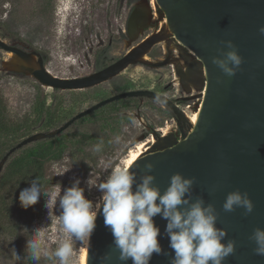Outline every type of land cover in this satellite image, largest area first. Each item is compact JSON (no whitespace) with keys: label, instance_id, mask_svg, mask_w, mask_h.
Here are the masks:
<instances>
[{"label":"water","instance_id":"95a60500","mask_svg":"<svg viewBox=\"0 0 264 264\" xmlns=\"http://www.w3.org/2000/svg\"><path fill=\"white\" fill-rule=\"evenodd\" d=\"M154 1L173 38L194 53L195 59L186 62L185 68L177 67L176 74L187 92L192 88L204 89L196 125L192 128L185 113L165 95L151 90L127 91L79 112L54 131L24 138L2 156L0 173L18 150L37 141L57 137L75 122L109 104L130 98L159 99L174 114L180 137H162L153 131L151 137L155 142L148 145L150 151L130 166L138 173L137 180L147 171L144 166L149 162L154 165L149 174L155 176L153 183L161 192L175 173L186 178L194 177L193 200L203 197L206 204H214L219 213L217 227L227 230V237L222 242L228 239L236 242L234 254L227 257L224 264H264V256L254 252L256 244L249 239L254 229H264V34L259 31L264 27V0ZM152 19L148 6L135 5L127 24L129 36H136ZM166 39L167 35L160 29L110 65L72 79L50 74L44 67L42 55L36 51H25L1 39L0 50L22 60L25 65L19 67V73L30 75L42 87L75 91L107 82L132 65L162 68L171 64L174 61L171 55L154 62L142 60L155 45ZM228 40L243 58L233 76L224 74L212 62L213 57L222 58V52L230 50L222 43ZM189 99L191 97L183 101ZM236 190L246 192L252 200L254 208L250 214L245 215L243 208L233 212L223 210L227 194ZM153 219L160 229L158 241L163 251L154 253L149 264H170L174 252L165 233L167 221L160 215ZM105 253L111 256L105 264H121L112 233L105 226L104 217L98 214L90 247L87 248L86 264H101L100 257ZM127 264H132V261H127Z\"/></svg>","mask_w":264,"mask_h":264},{"label":"rangeland","instance_id":"374dc122","mask_svg":"<svg viewBox=\"0 0 264 264\" xmlns=\"http://www.w3.org/2000/svg\"><path fill=\"white\" fill-rule=\"evenodd\" d=\"M135 1L145 3L153 19L132 38L126 33L125 17ZM163 18L151 0H128V4H123L121 0H0V39L23 50L40 53L44 56V67L50 74L72 79L92 74L116 61L145 37L162 30ZM178 43L170 33L166 40L155 45L142 58L154 62L171 55L175 58L171 64L162 68L132 65L107 82L75 91L42 87L30 75L19 73V67L25 65L22 60L0 50V104L4 108L5 123L13 133L18 127L32 128L27 134L18 133L20 137L17 138H0V159L24 138L39 132L54 131L79 112L127 91L151 90L175 100L185 113L195 111L201 105L203 89L192 88L188 93L180 83H175L176 68L184 67L186 62L195 59L194 54L189 55L188 49ZM190 97L189 101L177 102ZM45 111L50 112L49 117L47 114L44 119L40 118ZM128 112L135 113L136 124L130 122ZM93 114L90 118L75 122L53 138L63 147L60 158L44 168L45 179L51 182L47 188L51 197L49 210L45 207L47 196L42 194L31 218V231L44 227V244L49 250H54L66 238L57 218L61 213L59 200L55 206L57 196L60 193L63 195L64 189L79 179L85 197L96 202L102 193L96 187L89 188L88 180L90 184H99L107 179L114 168L124 167L129 151L153 138V131L162 135L164 129L169 127L171 132L167 135L179 134L172 114L154 100L124 99ZM116 135L121 137V143H109ZM101 140L104 142L103 150L94 153V146ZM38 142L15 152L0 173V209L2 202H5L7 210L4 216L8 211L9 220L13 223L24 215L10 203L17 185L16 182L9 185L4 180L8 165L24 149H38ZM14 240L17 241L18 237ZM26 246L21 245V255ZM73 246L72 264H83L85 244L74 242ZM0 264L6 263L0 259ZM19 264H23V260ZM40 264L47 262L42 259Z\"/></svg>","mask_w":264,"mask_h":264},{"label":"clouds","instance_id":"9594fccd","mask_svg":"<svg viewBox=\"0 0 264 264\" xmlns=\"http://www.w3.org/2000/svg\"><path fill=\"white\" fill-rule=\"evenodd\" d=\"M259 31L264 34V27ZM222 43L230 50L222 52V58L213 57L212 62L224 74L233 76L243 58L231 40ZM157 103L162 105L163 102L157 99ZM127 116L132 124L137 123L135 113L128 112ZM112 142L121 143V137L116 135L109 141ZM103 144L102 140L97 143L94 153H100ZM144 167L147 171L139 176V180L138 173L130 166L114 168L99 184H90L88 180L89 188L96 187L102 193L96 202L85 197L84 188L76 179L55 200V206L59 200L61 210L57 216L59 228L66 238L54 250H49L44 244V227L37 228L31 231L33 235H26L27 246L23 255L17 254L15 249L11 250L14 264H19L21 260L23 264H40L42 259L47 264H72L74 242L86 243L90 247L98 214L104 217V224L112 233L121 264H127L129 260L132 264H149L154 253H162L158 241L160 229L153 219L157 215L167 221L165 233L174 252L170 264H224L226 258L234 254L236 242L232 239L222 242L227 237V230L217 227L219 213L214 204H206L203 197L193 200L195 178L175 173L170 177L167 188L161 192L153 183L155 176L149 174L154 165L149 162ZM42 194L47 196L45 207L49 210L51 197L38 179L20 192V206L27 210L38 202ZM222 207L225 212L243 208L247 215L253 211L254 204L246 192L236 190L227 194ZM28 231L27 228L21 230L22 234ZM249 239L256 244L254 252L264 256V229H254ZM100 259L101 264H105L111 256L105 253Z\"/></svg>","mask_w":264,"mask_h":264},{"label":"trees","instance_id":"16d2710c","mask_svg":"<svg viewBox=\"0 0 264 264\" xmlns=\"http://www.w3.org/2000/svg\"><path fill=\"white\" fill-rule=\"evenodd\" d=\"M47 114L49 117L50 112L45 111L43 115H40V118L44 119L43 117ZM93 115L94 114H91L87 117L90 118ZM31 129L32 128L18 127L17 131H14V133L12 130H9L4 120V108L0 104V138L6 140L9 138H17L20 137L18 136V133L27 134L31 131ZM37 145L40 146L38 149H24L16 160L9 163L8 172L5 175L6 177L4 180L6 183L9 182V185H11L13 182H16L17 185L14 196L10 199V203L15 205L16 208L20 210V214L24 215H20V220L13 223V221L9 220L10 216L8 211H6V215L4 216L5 210L7 209L6 203L2 202V207L0 209V259H2L6 264H14V261L10 257L12 249H15L19 255L23 252L21 245L27 244L28 237L26 235H31V218L37 204H34L27 210L23 209L20 206L19 194L23 189L30 187L31 182L34 179H38L46 189L51 185V182L45 179L44 168L50 162L56 161L60 158V150L63 147L62 144L53 139L40 140ZM24 228L29 229L28 232L24 233L25 235L21 232ZM16 236L18 237L17 241L14 240Z\"/></svg>","mask_w":264,"mask_h":264},{"label":"bare ground","instance_id":"6f19581e","mask_svg":"<svg viewBox=\"0 0 264 264\" xmlns=\"http://www.w3.org/2000/svg\"><path fill=\"white\" fill-rule=\"evenodd\" d=\"M151 3L154 4L155 1L151 0ZM162 31L165 32L166 35H169L171 33V31L168 29L167 27V23H166V19L165 17L162 19ZM178 43V41H177ZM179 44V43H178ZM189 51V55H193L194 53L190 50ZM23 64V63H22ZM175 73V72H174ZM175 83L178 85L180 83L179 77L177 74H175V79H174ZM202 104V102H201ZM201 108V105L199 107H196V110L189 113H185L186 118L188 120V122L191 124V127L193 128L196 125V121L198 118V114H199V110ZM170 131V128L167 127L164 129L163 134L167 135ZM171 132V131H170ZM154 143V138L149 139L148 141L144 142V143H139L138 145H136L134 147V149L130 150L126 159L124 160V166H131L134 162H136L143 154L149 152V147L148 145H150L151 143ZM87 244L85 243V248L83 249V254H82V263L86 264V258H87Z\"/></svg>","mask_w":264,"mask_h":264},{"label":"flooded vegetation","instance_id":"af4514ba","mask_svg":"<svg viewBox=\"0 0 264 264\" xmlns=\"http://www.w3.org/2000/svg\"><path fill=\"white\" fill-rule=\"evenodd\" d=\"M122 1V3L124 4V3H127L128 4V0H121ZM137 4H141V5H146L145 3H143V2H141V1H137V3H136V1H135V4L132 6V9L134 8V6L135 5H137ZM132 9L131 10H129L128 11V14H127V16L125 17L126 18V21H125V30H126V33L128 32V30H127V24H128V19H129V16H130V13H131V11H132ZM129 34V33H128ZM26 51V50H25ZM29 52V51H28ZM42 57H43V60H44V56L42 55ZM167 57V56H166ZM173 59H175V58H173ZM162 60V59H161ZM181 68H185V66L184 67H182V66H180ZM189 92H191V91H189ZM188 92V93H189ZM160 94V93H159ZM162 95H164V94H162ZM166 96V95H165ZM167 97V96H166ZM168 98V97H167ZM144 99V98H143ZM183 99L184 98H182V99H180V101H177V102H181V101H183ZM150 100V99H149ZM171 101H173L174 103H175V105H177V107L179 108V106H178V104L175 102V100H172V99H170ZM183 102H185V101H183ZM165 108H167V107H165ZM168 109V108H167ZM180 109V108H179ZM168 111L172 114V116H173V118H174V114L168 109ZM184 112V111H183ZM176 123V122H175ZM178 127V126H177ZM184 131V130H183ZM162 132V131H161ZM178 133L179 134H177V132H176V134H173V133H170L169 135H173L172 137L174 138V137H179L180 136V130L178 129ZM184 133H186V132H184ZM162 137H164V136H167V135H164L163 133H162V135H161Z\"/></svg>","mask_w":264,"mask_h":264},{"label":"built area","instance_id":"2783aa9c","mask_svg":"<svg viewBox=\"0 0 264 264\" xmlns=\"http://www.w3.org/2000/svg\"><path fill=\"white\" fill-rule=\"evenodd\" d=\"M202 95H204V89H203V92L201 93V96H202ZM179 137H180V136H179ZM179 137H178V139H179Z\"/></svg>","mask_w":264,"mask_h":264}]
</instances>
